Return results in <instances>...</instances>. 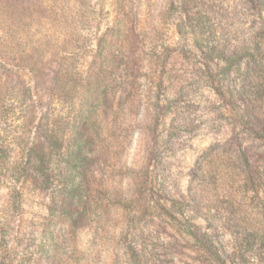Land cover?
Here are the masks:
<instances>
[{
	"label": "rangeland",
	"instance_id": "1",
	"mask_svg": "<svg viewBox=\"0 0 264 264\" xmlns=\"http://www.w3.org/2000/svg\"><path fill=\"white\" fill-rule=\"evenodd\" d=\"M123 1L0 0V264H264L256 77L239 89V59L190 35L229 51L255 19L239 0ZM122 5L161 35L136 58L111 40ZM57 161L73 196L42 178Z\"/></svg>",
	"mask_w": 264,
	"mask_h": 264
},
{
	"label": "trees",
	"instance_id": "2",
	"mask_svg": "<svg viewBox=\"0 0 264 264\" xmlns=\"http://www.w3.org/2000/svg\"><path fill=\"white\" fill-rule=\"evenodd\" d=\"M125 1L126 0H124L123 3ZM170 1L171 7H174V5H176L175 9H178L179 11L184 13H189L193 2V0ZM239 2L241 3L239 4L241 5V9L246 10L247 14H245V16L253 17L255 19L251 28L253 29V35L250 39L245 38L240 46L235 47L234 49L229 48L228 51L226 50L224 42L223 46L207 48L208 52H205V49L201 48V44L204 41V34L203 31L201 32V28L198 27V29L200 30H198V32L194 30V32H191L190 35L194 39V45H196V47L200 46V48L198 47V51L204 56V58L208 57L209 54L223 53L227 57H229L228 60L234 61L236 58L239 59L237 62L236 74L239 75L241 79H243L245 85L243 87H240L239 89L245 90L246 86H252V84L249 82V77L251 75L256 77V82L251 88L254 90V93L258 92L260 94L262 105L259 111H255L254 115L248 118L247 126L253 133L264 140V0H239ZM134 11L136 10H133V12ZM126 14L127 11L125 9V6L122 5L121 11L118 13V22L120 23V25H117V27L114 29V36L113 38H111V40L113 39L117 44L121 46V48L131 51L132 57L136 58L135 50H137L141 46L144 47L147 41L146 39L149 35L150 36L148 38L151 43L159 42L161 39V35L159 36V29L156 27V23L153 24V31L149 33L146 31L145 25L142 24L139 26L138 20L136 19V13H133L131 17H128V15ZM153 33L154 35L151 36V34ZM194 57L196 58L197 55L194 54ZM250 59H252L255 66V68L253 69L249 68ZM206 70L207 76H209V78L213 82V89L218 95L225 97V93H223L224 88L219 85V81L217 82V80L215 79L218 76L214 74L215 72H213L211 68L206 67ZM216 83L218 84L217 86H215ZM237 89L238 88L235 87L233 90H231V95H233V93L238 94ZM244 159L246 166L250 167L249 156L246 153H244ZM65 162L66 165L68 164L69 166H71V161ZM53 163L52 166H44V172H41L42 178L47 180L51 184V186H59L61 184H64V190L67 189V191L73 196L78 186H76L75 184V180L73 179L71 170L63 169L64 164H62L60 161H57L54 166ZM43 189L45 190V188ZM67 201L69 207H74V205H76L73 199ZM228 259L230 260L231 257H229Z\"/></svg>",
	"mask_w": 264,
	"mask_h": 264
}]
</instances>
